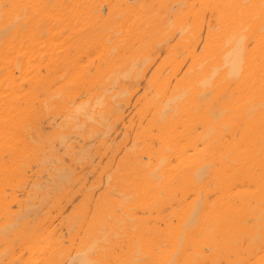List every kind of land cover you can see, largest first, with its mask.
Wrapping results in <instances>:
<instances>
[{
    "label": "bare ground",
    "instance_id": "obj_1",
    "mask_svg": "<svg viewBox=\"0 0 264 264\" xmlns=\"http://www.w3.org/2000/svg\"><path fill=\"white\" fill-rule=\"evenodd\" d=\"M0 264H264V0H0Z\"/></svg>",
    "mask_w": 264,
    "mask_h": 264
}]
</instances>
